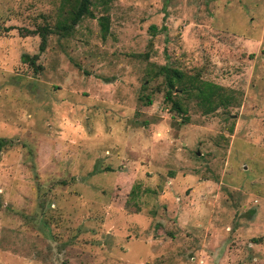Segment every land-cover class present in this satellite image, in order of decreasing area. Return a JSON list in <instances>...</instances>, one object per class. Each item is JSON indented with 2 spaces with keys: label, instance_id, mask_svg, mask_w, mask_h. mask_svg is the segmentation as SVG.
<instances>
[{
  "label": "rangeland",
  "instance_id": "obj_1",
  "mask_svg": "<svg viewBox=\"0 0 264 264\" xmlns=\"http://www.w3.org/2000/svg\"><path fill=\"white\" fill-rule=\"evenodd\" d=\"M62 1L0 0V264H264V0H106L38 52ZM162 65L237 104L182 120Z\"/></svg>",
  "mask_w": 264,
  "mask_h": 264
},
{
  "label": "trees",
  "instance_id": "obj_2",
  "mask_svg": "<svg viewBox=\"0 0 264 264\" xmlns=\"http://www.w3.org/2000/svg\"><path fill=\"white\" fill-rule=\"evenodd\" d=\"M100 3L105 10L106 0H64L59 7V18L52 27L41 25L33 30L22 29L20 34L34 33L39 37L38 52H42L46 43L48 34L57 33L61 36L69 35L74 25L83 17H93V9L97 3ZM108 17L106 12L97 17V23L101 34L107 31ZM150 28L153 29V26ZM21 30V29H20ZM34 58L22 55V59L29 61L33 69H38L39 65H34ZM153 77L161 76L164 86L163 99L169 103L171 110L181 116L182 120L187 119V100H192L202 114H208L217 108H226L237 104V97L234 91L225 88L216 83L201 79L197 73L187 74L175 67L162 65L152 74ZM144 83V82H143ZM176 91V93H174ZM144 102L150 104L151 100L148 95H142ZM7 140L0 139V147Z\"/></svg>",
  "mask_w": 264,
  "mask_h": 264
}]
</instances>
